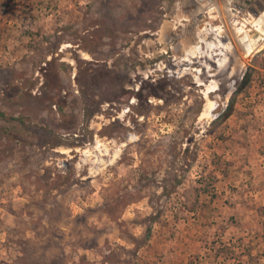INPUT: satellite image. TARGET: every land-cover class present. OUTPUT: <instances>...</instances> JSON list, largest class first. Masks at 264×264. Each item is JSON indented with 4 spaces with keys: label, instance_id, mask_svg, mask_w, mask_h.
I'll list each match as a JSON object with an SVG mask.
<instances>
[{
    "label": "rangeland",
    "instance_id": "rangeland-1",
    "mask_svg": "<svg viewBox=\"0 0 264 264\" xmlns=\"http://www.w3.org/2000/svg\"><path fill=\"white\" fill-rule=\"evenodd\" d=\"M246 18L264 0H0V264H264Z\"/></svg>",
    "mask_w": 264,
    "mask_h": 264
},
{
    "label": "bare ground",
    "instance_id": "bare-ground-1",
    "mask_svg": "<svg viewBox=\"0 0 264 264\" xmlns=\"http://www.w3.org/2000/svg\"><path fill=\"white\" fill-rule=\"evenodd\" d=\"M205 7H206V10L209 13H211V16H215L218 14L217 9L215 7V3H213L212 5H209V6H205ZM202 12H203V10H202ZM263 19L264 18H259L258 20H255V22H253V19L244 20L243 22L246 23L247 25L251 26V28L247 27V25L244 23L240 24V20L237 22V25L235 27L236 28V31H235L236 39L238 40L240 46L243 48V50L246 54L250 53L252 51V49L254 48V46L257 43L261 42V40L264 38V20ZM262 22H263V25H262ZM252 25L254 27L253 33H252ZM198 26H199V30H201V31L206 30L203 27V25H198ZM211 30L215 32L216 36H218V37L223 36V31H222V29H220L219 25H215L214 27H211ZM247 31L250 34H248ZM207 33H209V32H207ZM199 37L200 36L198 35V38ZM197 46L198 45H195L193 50L197 49ZM225 48H228V47L226 46ZM189 53H192V48L189 51Z\"/></svg>",
    "mask_w": 264,
    "mask_h": 264
},
{
    "label": "flooded vegetation",
    "instance_id": "flooded-vegetation-1",
    "mask_svg": "<svg viewBox=\"0 0 264 264\" xmlns=\"http://www.w3.org/2000/svg\"><path fill=\"white\" fill-rule=\"evenodd\" d=\"M231 2H232V0H231ZM224 56V55H223ZM225 65H223V66H219L220 68H223Z\"/></svg>",
    "mask_w": 264,
    "mask_h": 264
}]
</instances>
